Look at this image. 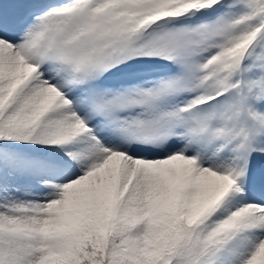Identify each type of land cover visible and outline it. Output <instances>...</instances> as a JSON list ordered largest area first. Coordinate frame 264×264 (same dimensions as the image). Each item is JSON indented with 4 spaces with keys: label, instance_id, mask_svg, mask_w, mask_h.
Here are the masks:
<instances>
[{
    "label": "snow or ice",
    "instance_id": "6c2138e0",
    "mask_svg": "<svg viewBox=\"0 0 264 264\" xmlns=\"http://www.w3.org/2000/svg\"><path fill=\"white\" fill-rule=\"evenodd\" d=\"M0 264H264V0H0Z\"/></svg>",
    "mask_w": 264,
    "mask_h": 264
}]
</instances>
